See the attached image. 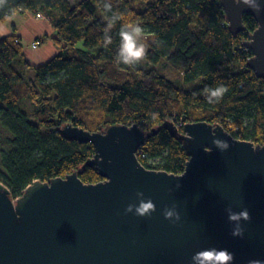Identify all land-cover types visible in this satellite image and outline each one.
Segmentation results:
<instances>
[{
  "label": "trees",
  "instance_id": "16d2710c",
  "mask_svg": "<svg viewBox=\"0 0 264 264\" xmlns=\"http://www.w3.org/2000/svg\"><path fill=\"white\" fill-rule=\"evenodd\" d=\"M112 4L125 21L139 22L144 29L141 43L148 51L138 66L115 62L122 21L110 33L112 44L104 46L106 15L111 13H105L102 0L72 5L67 0H7L0 7V23L17 12L47 17L58 48L46 62L32 65L19 37L0 38V128L10 136L6 148H0V182L13 199L34 181L80 171L93 156L90 144L67 141L58 133L66 124L90 133L116 124L155 130L137 158L146 169L175 175L183 173L189 157L163 129L166 120L222 122L234 138L264 145V79L247 68L252 54L241 47L257 28L254 18L244 15V31L233 34L220 0ZM158 65L170 68L177 80L160 74ZM221 84L227 93L220 103L209 104L206 90ZM151 113H158V119ZM78 177L84 184L102 180L95 168Z\"/></svg>",
  "mask_w": 264,
  "mask_h": 264
},
{
  "label": "water",
  "instance_id": "95a60500",
  "mask_svg": "<svg viewBox=\"0 0 264 264\" xmlns=\"http://www.w3.org/2000/svg\"><path fill=\"white\" fill-rule=\"evenodd\" d=\"M220 4L233 34L244 31V15L256 21L241 47L252 54L247 68L264 79V11L233 0ZM162 127L189 157L181 174L139 162L137 152L155 130L116 124L90 133L61 126L64 139L90 144L94 154L80 171L34 181L17 199L0 182V264H192V255L207 248L227 249L234 264L264 261V145L238 140L219 123H186L179 130L166 120ZM214 139L229 148L221 152ZM86 168L102 180L84 184L78 176ZM137 192L155 204L151 216L125 212L138 206ZM173 205L180 215L175 223L163 214ZM229 207L250 213V221H241L242 237L232 235Z\"/></svg>",
  "mask_w": 264,
  "mask_h": 264
},
{
  "label": "clouds",
  "instance_id": "9594fccd",
  "mask_svg": "<svg viewBox=\"0 0 264 264\" xmlns=\"http://www.w3.org/2000/svg\"><path fill=\"white\" fill-rule=\"evenodd\" d=\"M237 5L243 4L257 14L264 11V5L260 3V0H233ZM7 0H0V7L4 6ZM102 6L105 13H111L106 15V26L104 28L103 43L107 47L112 44L111 31L117 24L121 22L119 29V47L115 56V62L118 65H124L128 67L138 66L147 56V46L145 43H141L144 37V29L139 22L127 20L125 21L122 14L113 11L112 0H102ZM228 88L226 85H219L215 88H209L206 90V100L209 104H218L227 93ZM152 119H158V113L150 114ZM213 144L221 151H225L229 148L227 141L220 139H214ZM139 199L138 206L129 204L125 210L126 213L133 212L140 217L151 216L156 210L155 204L150 198L145 200L143 192L136 193ZM228 214V220L234 224L232 235L242 237L244 229L241 226V221H250L251 216L247 208L239 212L233 211L231 207L226 209ZM164 217L172 221L173 223L180 220V215L176 211L175 205L171 208L166 207L164 210ZM19 218V217H18ZM174 218V219H173ZM234 254L229 252L227 249L207 248L195 252L191 257L192 264H234ZM248 264H264L261 260H249Z\"/></svg>",
  "mask_w": 264,
  "mask_h": 264
},
{
  "label": "crops",
  "instance_id": "0c3cea01",
  "mask_svg": "<svg viewBox=\"0 0 264 264\" xmlns=\"http://www.w3.org/2000/svg\"><path fill=\"white\" fill-rule=\"evenodd\" d=\"M14 35L20 38L23 46L24 58L33 65H37L47 59L49 52H54L53 41L46 36L53 37L54 30L48 21L36 19L29 12H17L7 18L5 22L0 23V38ZM44 39L43 46L45 52L37 54L38 47L32 48V44L38 40ZM46 43V44H45ZM45 45H47L45 47ZM49 60V59H47Z\"/></svg>",
  "mask_w": 264,
  "mask_h": 264
},
{
  "label": "rangeland",
  "instance_id": "374dc122",
  "mask_svg": "<svg viewBox=\"0 0 264 264\" xmlns=\"http://www.w3.org/2000/svg\"><path fill=\"white\" fill-rule=\"evenodd\" d=\"M67 2H68V4H73L74 2H75V0H67ZM44 20H46V21H48V23L50 24V20L47 18V17H45L44 18ZM51 25V24H50ZM46 38H48V39H50L51 41H53L52 39L54 38V36L53 37H49V36H46ZM45 38H43V40H44ZM44 42V41H43ZM34 43H36V42H34ZM42 44H44V43H42ZM46 44V43H45ZM53 45V47H54V52L52 53V52H49V54H48V56H47V59H50L53 55H55V53L58 51V48L54 45V43L52 44ZM47 45H45V47H46ZM37 47H38V52H37V54H41L42 52H45L44 53V55L46 54V51H45V49H44V47L43 46H40V44L38 43V45H37ZM47 59L46 60H44V62H46L47 61ZM44 62H41V63H39V64H42V63H44ZM31 64V63H30ZM39 64H37V65H39ZM33 65V64H32ZM156 69L158 70V72L160 73V74H162V75H164L167 79H169V80H173V81H175V80H177V78H178V75L177 74H175L172 70H170V68H168V67H166V66H164V65H158V66H156ZM29 76H32V73H30L29 74ZM26 106H27V108L29 109V110H31L32 109V106H30V104L29 103H26ZM8 138H10V136L4 131V130H2L1 128H0V148H6V140L8 139Z\"/></svg>",
  "mask_w": 264,
  "mask_h": 264
},
{
  "label": "built area",
  "instance_id": "2783aa9c",
  "mask_svg": "<svg viewBox=\"0 0 264 264\" xmlns=\"http://www.w3.org/2000/svg\"><path fill=\"white\" fill-rule=\"evenodd\" d=\"M35 18L36 19H44L45 18V16H43L42 14H36L35 15ZM36 46H37V44L36 43H33L32 44V48H36ZM170 121H172L173 122V124H175V126L179 129V130H182V128H183V126L186 124V123H184V122H182V121H180V120H177V119H175V118H173V119H171ZM221 126H223V128L225 129L226 128V124H224V123H222V122H220L219 123ZM225 131L226 132H228L226 129H225ZM229 133V132H228ZM230 134V133H229ZM239 140V139H238ZM137 154H138V152H137Z\"/></svg>",
  "mask_w": 264,
  "mask_h": 264
}]
</instances>
